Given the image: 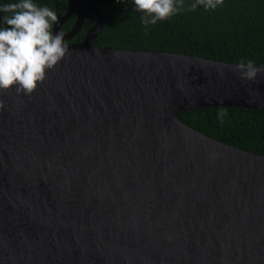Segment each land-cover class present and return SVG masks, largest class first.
<instances>
[{"label":"water","instance_id":"water-1","mask_svg":"<svg viewBox=\"0 0 264 264\" xmlns=\"http://www.w3.org/2000/svg\"><path fill=\"white\" fill-rule=\"evenodd\" d=\"M66 1L54 33L74 14ZM87 14L92 29L31 96L0 93V264H264V155L178 120L264 111V72L248 81L236 63L97 48L93 5L64 42Z\"/></svg>","mask_w":264,"mask_h":264},{"label":"trees","instance_id":"trees-1","mask_svg":"<svg viewBox=\"0 0 264 264\" xmlns=\"http://www.w3.org/2000/svg\"><path fill=\"white\" fill-rule=\"evenodd\" d=\"M10 2L17 0H0V5ZM35 2L54 10L58 19L67 9L66 0ZM74 2V14L59 32H69L77 12L93 5L103 17V25L92 42L97 48L164 51L236 64L251 60L256 67H264V0H224L222 6L207 11L202 6L191 11L189 6L195 0H184V10L147 28L133 0ZM3 15L0 13V27H4ZM94 24V15L87 14L79 32L65 44L81 42ZM221 111L227 113L223 123L219 119ZM178 120L224 144L264 155V111L209 107L184 111Z\"/></svg>","mask_w":264,"mask_h":264},{"label":"clouds","instance_id":"clouds-1","mask_svg":"<svg viewBox=\"0 0 264 264\" xmlns=\"http://www.w3.org/2000/svg\"><path fill=\"white\" fill-rule=\"evenodd\" d=\"M224 0H195L189 10L202 6L206 11L222 6ZM135 10L142 14L141 21L147 28L166 21L184 10V0H133ZM3 13L0 27V93L15 88L16 94L31 96L68 53L63 34L53 32L58 21L54 10L41 6L35 0H17L0 5ZM240 78L253 81L258 69L251 60L240 61L236 65ZM4 103L0 100V109ZM226 112L219 113L223 123Z\"/></svg>","mask_w":264,"mask_h":264},{"label":"bare ground","instance_id":"bare-ground-1","mask_svg":"<svg viewBox=\"0 0 264 264\" xmlns=\"http://www.w3.org/2000/svg\"><path fill=\"white\" fill-rule=\"evenodd\" d=\"M166 113H167L166 116L168 117V119L172 120L173 119V114H172L173 112L170 113L169 111H167Z\"/></svg>","mask_w":264,"mask_h":264}]
</instances>
